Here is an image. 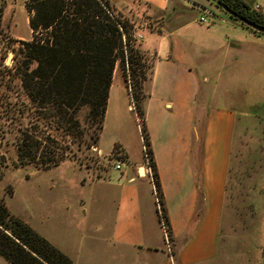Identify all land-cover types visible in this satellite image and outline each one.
<instances>
[{"label": "crops", "instance_id": "1", "mask_svg": "<svg viewBox=\"0 0 264 264\" xmlns=\"http://www.w3.org/2000/svg\"><path fill=\"white\" fill-rule=\"evenodd\" d=\"M107 1L134 24L141 36L136 49L151 60L141 83V108L171 232L166 239L158 220L129 88L121 71H113L95 147L110 156L115 144L123 151L134 135L141 155L131 161L125 154L121 169L89 180L88 196L82 197L85 205L95 196L111 203L102 242L114 251L113 264H260L264 200L241 210L226 205L237 115L231 107L211 105L214 74L208 70L235 56L256 65L264 41L238 22L223 20V11L212 10L220 24L204 30L197 22L202 14L184 0ZM240 1L264 11V0ZM99 227L96 223V233Z\"/></svg>", "mask_w": 264, "mask_h": 264}, {"label": "trees", "instance_id": "2", "mask_svg": "<svg viewBox=\"0 0 264 264\" xmlns=\"http://www.w3.org/2000/svg\"><path fill=\"white\" fill-rule=\"evenodd\" d=\"M219 1L237 15L264 27V16L240 0ZM25 10L30 39L19 42L13 66V75L19 81L17 113L21 120L16 142L17 164L48 170L68 157L69 145L88 149L98 141L108 88L119 61L139 122L158 220L170 240L163 196L144 127L141 83L145 77L141 69L145 57L130 43L134 24L107 0H28ZM1 16L0 7V19ZM116 154L126 159L117 144L111 156ZM0 257L7 264H73L59 249L14 217L2 201Z\"/></svg>", "mask_w": 264, "mask_h": 264}, {"label": "rangeland", "instance_id": "3", "mask_svg": "<svg viewBox=\"0 0 264 264\" xmlns=\"http://www.w3.org/2000/svg\"><path fill=\"white\" fill-rule=\"evenodd\" d=\"M200 1L209 10L221 11L207 0ZM0 7V201L14 217L75 264H113L115 253L106 250L102 242L111 203L102 204L95 196L85 205L82 197L88 196V181L107 179L113 171V162L122 161V155L98 156L91 150L95 144L88 149L71 144L68 157L48 170L17 164L16 142L21 120L17 113L19 81L13 75V66L19 42L30 39V32L24 0H0ZM205 17L207 23L201 25L204 30L213 23L220 24L218 18ZM221 17L227 22L234 21L225 17L224 12ZM258 35L264 41V34ZM132 46L137 48V42ZM144 57L141 70L147 78L151 60L147 55ZM239 61L235 56L223 66L213 63L208 70L214 74L211 79L214 92L208 94L211 105L231 107L237 115L225 201L233 210L248 205L252 208V203L264 200V49L256 65ZM120 67L119 61L116 62L113 71L118 73ZM139 148L133 135L122 152L134 161L141 155ZM96 223L103 227V235L94 230ZM0 264L7 263L0 257Z\"/></svg>", "mask_w": 264, "mask_h": 264}, {"label": "water", "instance_id": "4", "mask_svg": "<svg viewBox=\"0 0 264 264\" xmlns=\"http://www.w3.org/2000/svg\"><path fill=\"white\" fill-rule=\"evenodd\" d=\"M207 1L210 2L211 4H213L214 6L218 7V9L223 11L227 16L237 19V21L239 23H241L244 26L255 31L256 34H264V27L263 26L256 25V23L251 22V21L237 15V13L235 11L228 8L226 5L221 3L219 0H207ZM184 4L198 10L199 13L204 15V16H207V17H213L214 16V12L212 10H209L208 8H206L203 5H200V3L190 1V0H184ZM140 172H141V170H140ZM260 264H264V249L262 252V259H260Z\"/></svg>", "mask_w": 264, "mask_h": 264}, {"label": "built area", "instance_id": "5", "mask_svg": "<svg viewBox=\"0 0 264 264\" xmlns=\"http://www.w3.org/2000/svg\"><path fill=\"white\" fill-rule=\"evenodd\" d=\"M24 2H28V0H24ZM252 10H254V11H256V13H259L260 15L264 16V14H262V12H264V11H262V7L260 5L254 4V6L252 7ZM198 23L200 25H205L207 23L206 17L204 15H201L200 17H198ZM133 29L131 30V42L130 43H135L141 38L140 34L136 33ZM131 108H132V106H131ZM91 150L95 151L98 154V156H100V152L96 149V147H91ZM121 167H122V164H121L120 160H115L112 164L113 170H120ZM165 234H166V231H165ZM166 239H167V237H166Z\"/></svg>", "mask_w": 264, "mask_h": 264}]
</instances>
